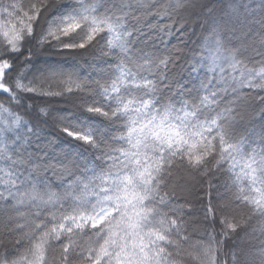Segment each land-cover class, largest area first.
<instances>
[{
	"label": "snow or ice",
	"instance_id": "snow-or-ice-1",
	"mask_svg": "<svg viewBox=\"0 0 264 264\" xmlns=\"http://www.w3.org/2000/svg\"><path fill=\"white\" fill-rule=\"evenodd\" d=\"M0 264H264V0H0Z\"/></svg>",
	"mask_w": 264,
	"mask_h": 264
}]
</instances>
